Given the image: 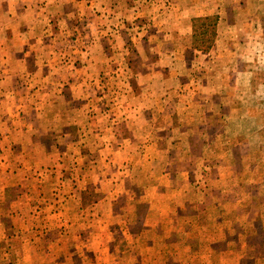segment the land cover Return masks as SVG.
I'll use <instances>...</instances> for the list:
<instances>
[{"label": "rangeland", "instance_id": "374dc122", "mask_svg": "<svg viewBox=\"0 0 264 264\" xmlns=\"http://www.w3.org/2000/svg\"><path fill=\"white\" fill-rule=\"evenodd\" d=\"M0 264H264V0H0Z\"/></svg>", "mask_w": 264, "mask_h": 264}]
</instances>
